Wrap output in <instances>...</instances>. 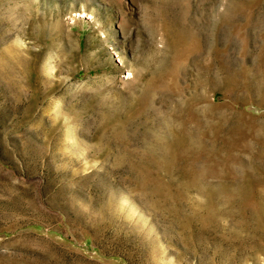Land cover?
I'll return each mask as SVG.
<instances>
[{
	"label": "rangeland",
	"instance_id": "rangeland-1",
	"mask_svg": "<svg viewBox=\"0 0 264 264\" xmlns=\"http://www.w3.org/2000/svg\"><path fill=\"white\" fill-rule=\"evenodd\" d=\"M0 264H264V0H0Z\"/></svg>",
	"mask_w": 264,
	"mask_h": 264
}]
</instances>
